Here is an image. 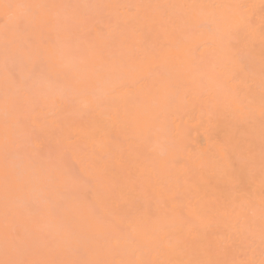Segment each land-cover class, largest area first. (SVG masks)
Returning a JSON list of instances; mask_svg holds the SVG:
<instances>
[{
	"label": "bare ground",
	"instance_id": "bare-ground-1",
	"mask_svg": "<svg viewBox=\"0 0 264 264\" xmlns=\"http://www.w3.org/2000/svg\"><path fill=\"white\" fill-rule=\"evenodd\" d=\"M89 1L4 0L54 6L74 4L42 9L33 26L27 29L29 35H25L29 38L25 39H31L28 43L32 50H44L52 80L57 78L55 83L64 80L63 86L75 91L99 89L96 96H87L95 115L86 123L59 117L42 118L47 113L45 108L34 116L29 115L34 128L38 115H42L38 122L44 121L37 125L40 129L44 126L41 130H45L42 132L47 134L46 140L49 143L57 140L56 144L69 148L67 152L74 156L72 161L77 158L78 163L73 164L80 167L88 185L91 181L90 196L86 197L85 187L84 199L69 204L65 214L67 219L70 217L65 226L75 232L72 243L78 245L82 241L80 247L87 261H97V251L93 252L81 234L93 231L97 225L87 207L95 194L103 191L106 216L113 212L114 202L132 205L134 218L118 223L125 224L135 237L148 242L147 247L155 248L158 259L154 264H186L192 260L231 264L259 260L264 214L261 160L264 127L260 105L264 91L262 0H93L90 11L83 17V7ZM237 5L244 8L238 9ZM99 8L105 9L108 20L112 18L110 29L99 19L98 23L103 22L107 31L102 25L99 27L102 31H96L99 24L96 29L86 30L84 25L88 21L97 22L94 19L102 12ZM240 11L250 19V28L236 32L232 26L239 19ZM58 13L61 18L56 16ZM68 14L72 16L69 15L70 19ZM78 18L80 23L90 19L83 25V22L77 23ZM66 20L67 23L74 21L73 25ZM4 22L0 10V38H5ZM200 22L211 24V30L200 29L197 26ZM74 24L78 25L74 29L83 25L81 34L93 32L92 38L81 35L89 39L83 41L78 36L80 31L73 35ZM68 29H72L71 34ZM24 32L27 31L9 34L8 39H22L19 42L25 43ZM66 42L71 44L72 54L78 51L85 54L62 56L60 49ZM21 57L29 59L26 51ZM205 60L215 66L202 63ZM67 62L70 74L63 76ZM202 67L206 68L200 77ZM104 73H111V80L98 78ZM220 81H226V90ZM55 83L52 87L41 85L47 92L39 87L44 93L38 92L39 96L53 93ZM52 95L46 98L51 104L56 98ZM42 98L40 103L45 101ZM185 101L190 104L188 113L183 112ZM1 102L0 111L5 114L4 100ZM5 120L6 116L0 115V145L5 144ZM8 120L10 124L16 123L11 116ZM77 144L81 145L73 152ZM177 154L187 160L185 166L177 168L171 164ZM241 155L247 161L243 167L234 163ZM58 170L46 177L48 182L52 179V185L58 186L56 177L62 179ZM6 172L10 173L13 194L22 192L14 180L13 169L0 160V180L6 177ZM36 172L43 175L40 169ZM27 173L30 176L31 172ZM48 182L46 185H50ZM38 187L41 189L42 185ZM180 215L192 217L200 224V230L189 231L180 223ZM68 237L65 231L61 233V240ZM230 237L242 249L238 256L233 255V260L227 255L226 241ZM250 240L259 242L255 257L249 248Z\"/></svg>",
	"mask_w": 264,
	"mask_h": 264
},
{
	"label": "rangeland",
	"instance_id": "rangeland-1",
	"mask_svg": "<svg viewBox=\"0 0 264 264\" xmlns=\"http://www.w3.org/2000/svg\"><path fill=\"white\" fill-rule=\"evenodd\" d=\"M92 4H93V0H90L89 2H87L85 8L83 7L82 16L87 15V13L90 11L89 9L92 6ZM70 5H71V2H70ZM71 6H75V5L72 4ZM71 9L72 8H69L68 10H71ZM99 9H101V8H99ZM102 9H101L102 12L99 11L100 13L98 15L96 13L97 18L99 17L98 19L96 18V16H94V18H96V19H94V21L97 20L96 23L93 24L92 23L93 20H92L91 21L92 25H91V23L88 21L91 18V15H88V17H90V18L86 19L88 21V24L84 25L85 23H87V21H85V23H84L83 21L85 19L81 20V23L83 22L84 28L87 27L86 30H88V31L90 29L93 30L94 27H95L94 29H96L97 24H99L98 23L99 19L104 21L106 28L111 27L112 21H110V20L112 18L109 17L110 20H108V16H107L108 13L106 14L105 13L106 11H104L105 9H103V10ZM66 10H67V8H66ZM97 11H98V9H97ZM91 12H93V11H91ZM69 15L70 14H68L67 16L69 17ZM56 16L58 18L62 17L61 13L60 14L58 13ZM70 17H72V16L70 15ZM70 17L68 19H70ZM65 19H67V17ZM67 20L65 21L66 23H67ZM73 20H71V22ZM76 21H77V23L78 22L80 23V18H78V20H76ZM108 21H110V22H108ZM73 23H74V21L72 23H67V24L73 25ZM104 23L102 22V24H104ZM102 24L100 23L98 25L96 31H99V29L101 30V28H99V27H101ZM83 25H80L81 27L79 26L80 28H76V29H74V28H75V26L78 27L77 24H74L73 28L71 26L70 28L73 29V32L74 31L76 32V33L74 32L73 35L76 36L80 30L82 31ZM87 25H90V27H92V28L88 29ZM102 27H104V25H102ZM105 27L103 28V30L105 29ZM72 29H70V30L68 29V31H70V34L72 33V31H71ZM107 29L104 31H107ZM26 31L28 32V30H26ZM81 31L78 33V36L82 37L83 35H87V36L90 35L92 38L93 32L81 34L82 32H84V31H82V32ZM88 31H85V32H88ZM27 32H24V35H23V37L25 36L24 39L29 38V37H26V35H25V34L29 35V32L28 33ZM104 33H106V32H104ZM87 36H84L85 39L82 37L83 41L87 42L89 40V39H86ZM90 36L88 38H90ZM78 39H79V37H78ZM21 40H18V41L16 40V41L19 42ZM30 40L31 39H29V40L25 39L24 41H25V43H28ZM2 43H5V38H3V37L0 38V103H2L1 101L4 100L6 91H9L10 93H14V92H16V89H17V84L15 82L12 83V81L10 82V81L6 80V74H5V70H4V56H3L4 48H2L5 45L3 44V46H2L1 45ZM19 43H21V42H19ZM19 43H16V44H19ZM25 43L22 42L19 45H23ZM24 51H26V53L28 54V50H24ZM82 53H83V51H82ZM82 53H80L78 51V53H75V55L76 54H82ZM84 54L85 53H83V55ZM72 55H74V54H72ZM240 58H242V57H240ZM20 60L22 61V65H21V63H18V62L17 63L20 65L19 66V67H21L20 69L23 70L24 69V68H22V67H24L23 63L26 62L25 60H29V59L22 58V59H19L18 61H20ZM29 62L30 61L26 62L25 65H27ZM204 62H206V60L203 61L202 63H204ZM207 64L210 65L211 67L215 66V65L211 64L210 60H207L206 65ZM206 67H208V66H206ZM206 67H202L203 69L200 70L201 71L200 77L202 76ZM211 67H209V69ZM64 68H65V72H64L63 76L65 74L69 75L70 73H69L68 62L64 65ZM217 68L218 67H215V69H217ZM18 70L19 69H17V71ZM217 71L215 70L216 73H217ZM63 76L62 77L60 76L59 78L63 79ZM215 76H218V74H215ZM55 80L53 78L52 82L54 81V83H55L56 82ZM63 81L64 80H61L60 82L55 83V85H56L54 88L55 91L52 88L53 93L51 92L49 94L50 97L52 94H53L52 96H54V98L56 97L55 99L51 98L54 100L52 102V104L50 103L51 101L49 102L48 99L46 100L47 97L49 98V96H47L49 92L46 94L45 97L43 96V98L41 96H39L40 94H42V95L44 94V93H42V91L40 92V90H43V92H47L46 91L47 89H44L46 86L44 84L45 85L44 87L39 86L41 88L38 91L40 94H37V95L30 97V98H26L27 100L24 99L20 105L19 114H21V116L18 117L19 125L15 129L16 147L14 150L16 152V161L17 162L23 161V164L19 168L13 169V172H14L15 182L18 185H20L18 187V189L22 192H18L17 194H13V191H14L13 190V183L9 179V182L7 185L8 191L6 193V180H5V178H2L0 180V258H3V248H4V243H5V231H6V224H7L13 233L18 231L20 234L18 246L21 249V258H26V259L31 258L32 260H45L46 258H48L49 261H69V259L76 258L75 261H84V259H85V261H87L86 255H85L86 253H85L83 247H80V246H82V241L79 240V242L77 243L78 245H74L72 243V239L75 237V232L72 233V230L71 229L69 230V228L65 226V224L67 225L66 222L70 221V217H68L69 219H67L66 217L68 215H65L68 213L69 205H67L66 208L63 209L65 211V213H64V211H62V214L60 216H53V215L49 214L46 207L42 208L39 212H37L36 210H34L32 207L29 206L30 202L39 201L44 196H46L48 194L49 185H46V183L49 181V179H46V177L49 175H53V172L56 169H59L57 167V165L60 163L61 156L64 157L66 163L71 168H73L74 170L79 172L80 175L82 177H84L83 174L81 173V170H79L80 167H78L79 168L78 169L77 166L75 165L78 163V162H76V159H77L76 156H75V160L72 161V157L74 159V156H72L73 153L70 154L67 152V151H69V148L64 149L63 145L61 146L59 144H56L55 143L57 141L56 139H55L56 141L52 142V143H49L48 139L46 140L45 137L47 134H44L42 132L45 130H41V129H43L44 126H42V128L40 129V127H38V125H37L39 122L41 124V121H44V120H41L38 122V119H40L42 115H38L39 118H38V116H36L38 119L35 118V120L37 119V122H35V124L37 123L36 126L38 127V128L37 127L36 128L39 130V132L36 128H34L35 127V126H33L34 123H31L30 119H32L31 118L32 116H29V115L34 116V114H36L38 111H42L45 108V110H47V113L42 118L45 117V119H46V116H48L49 118H58L59 117L61 119L67 120V121L72 120L75 122L86 123L92 115H95V113L93 112V108H92L91 103L87 100V96L85 97V99L87 100V103H88L87 108L83 107V105L79 102V98L77 97L76 94L82 93L84 91H75V90L70 89V88H65V86H63V83H64ZM220 82H221V84H220L221 87L226 90L227 89L226 81H220ZM52 85H50V87H52ZM14 87H15V89H13ZM11 89H13L14 92L11 91ZM49 91H50V89H49ZM54 92H56V95ZM19 94L23 97H26V96L28 97V94L24 93L23 91H21ZM39 97H41L43 100L45 99V101H47L45 103V105H44L45 101L43 103L41 102L42 104L40 103L41 98L39 99ZM189 109H190V104L185 101L183 112L188 113ZM23 113H26V115H24ZM40 113L42 114V112H40ZM0 115L5 116L3 111H0ZM23 116H25L24 119H23ZM53 120H55V119H53ZM14 121L16 122L15 118H14ZM249 121L251 122V120H249ZM47 124H49V123H47ZM50 128H52V126ZM50 128H49V130H50ZM32 129L37 130V132L34 135L31 134ZM52 130H54V129L52 128ZM53 132L51 131V133H53ZM57 134L58 133H56V135ZM50 135L51 134H48V136H50ZM49 139L51 141V138H49ZM262 141H264V139ZM121 142L123 144L122 139H121ZM203 143H204V141H203ZM258 143L260 145L261 141H258ZM79 145H81V144H77V145L73 146V149H72L73 152H74V148L76 146H79ZM10 147H12V146L10 145ZM60 149H62V150L60 151ZM64 153L65 154L68 153V154L65 155ZM29 158L35 159L36 163L33 166H28ZM0 160L5 164V166L7 168L11 169L10 165L5 160V144L0 145ZM73 163H75V164H73ZM39 169L41 171H43V175H41V176L37 175V172H36V170H39ZM58 171H60V169ZM27 172H31L30 176H28ZM46 172H47V175L45 174ZM84 178H86V177H84ZM51 181H52V179H51ZM50 182H48V184ZM89 183H90V185H88V183H86L87 185L85 184L84 187L81 189V192H82L81 195H83L82 199H84V194H85L83 192H87V190H88V192H87L88 194L86 193L85 195H86V197L90 196L89 192H91V191H89V189L91 190L92 184H91V181ZM40 184L42 185L41 189L38 187V185L40 186ZM50 184H52V183H50ZM85 187L87 190L84 191ZM87 198H85V200ZM82 199H80L78 201H81ZM73 204H75V203H73ZM120 204L121 203L114 202L112 205L113 206V212L110 213L109 216H106L103 220H98L94 216L95 220L97 221V225L95 226L93 231H91L89 233L85 232V233L81 234V238L83 240H85L91 246L93 252L97 251V255H96L97 261H105V262H108V264H113V262H115V264H119V262L122 260H125V261H127V260H146V261H152L155 263L158 259L157 258L158 256L155 253V248L147 247L148 242L143 241L142 239L135 237L133 231L125 228V226H124L125 224L118 223V222H121V223L128 222V220H132L134 218V212H133L134 208L132 207V205L121 204L122 205V207H121ZM6 213H7V219H6ZM64 219L66 221H64ZM13 223H15V224L13 225ZM117 224H120L123 226H120ZM70 228H71V226H70ZM64 231L66 232L67 236H69V237H68V239L61 240V238H60L61 233H63ZM135 239H137L140 244ZM130 240L133 242L130 243L129 242ZM250 241L254 242V247L258 246L259 242L256 243L254 240H250ZM250 241H249V243H250ZM133 244H136V245L133 246ZM226 244H227V255H228V258H230V260H233V255L238 256L241 253V250H242L241 246L239 245L238 241L234 237H230L229 239H227ZM63 250H64V252H62Z\"/></svg>",
	"mask_w": 264,
	"mask_h": 264
},
{
	"label": "snow or ice",
	"instance_id": "snow-or-ice-1",
	"mask_svg": "<svg viewBox=\"0 0 264 264\" xmlns=\"http://www.w3.org/2000/svg\"><path fill=\"white\" fill-rule=\"evenodd\" d=\"M52 7H73V6H54L46 4H21V3H9L0 0V10L3 12L4 24L2 26L3 33L5 35V46H4V70L6 74V80L15 82L17 84L16 92L10 93L5 92L4 97V111H5V160L10 165L12 169L19 168L23 161H16V139H15V129L19 125L18 114L20 110V105L22 101L26 98L33 97L38 94L39 86L48 84L51 85L52 77L49 72L47 62L45 59V52L43 49L36 48L31 49V45L28 43L18 46L15 40L8 39L9 34L16 35L28 28L33 26V22L36 17L40 14L42 9L52 8ZM79 7V6H76ZM238 9H243V5L235 6ZM262 9H264V0H262ZM239 19L232 26L233 30L240 32L246 28H250V19L247 15L240 11L238 13ZM202 30H211L212 25L208 22H200L197 25ZM262 32H264V25H262ZM28 50L29 63L24 66L22 71H17L19 65L17 63L18 58L22 56V52ZM73 48L70 43H65L64 47L60 49L62 56H70ZM262 88H264V60H262ZM99 79L108 81L111 80V73H104L98 77ZM123 86V81L121 82ZM23 91L28 94V97H23L19 93ZM99 89H86L82 93H77L79 102L83 107L87 108L88 103L85 99L86 96L92 95L96 96ZM261 105V117H262V127H264V91L261 93L260 99ZM14 117L16 119L15 124H10L8 117ZM36 129L31 130V134H35ZM10 145L12 147H10ZM261 160L262 165H264V141L261 145ZM246 159L243 155L237 157L234 162L239 164L241 167L246 163ZM36 163L35 159L29 158L28 166H33ZM211 163V162H209ZM171 164L174 167H183L187 164V160L176 155L173 157ZM57 167L61 170V177H56L57 185H49V192L39 201L30 202V207L39 212L42 208L47 209L49 214L53 216H60L63 209L71 204L73 201L82 199L81 189L86 183H88L84 177L80 175L79 172L71 168L65 161L64 157L61 156L60 163ZM47 175V172L45 173ZM103 174L101 170V175ZM9 172H6V193L8 191L9 182ZM227 175V173H223ZM264 194V191H262ZM104 196L103 191L97 192L95 197L90 200L87 207V211L92 216H95L98 220H103L107 215V210L104 207ZM7 219V213H6ZM180 223L186 227L189 231H199L200 224L195 223L192 217L179 216ZM20 239L19 232H12L11 229L6 224L5 231V243L3 248V258H0V264H108L105 261H47V260H29L26 258H21V249L18 246V241ZM130 243L133 241H129ZM249 248L252 252L253 257L256 255V248L254 247V242L250 241ZM115 264V262H113ZM119 264H154L152 261L146 260H122ZM186 264H216V262L211 261H199L192 260L186 262ZM227 264V262H226ZM231 264H264V214H262V224L260 230V246H259V260L248 259L243 261H233Z\"/></svg>",
	"mask_w": 264,
	"mask_h": 264
}]
</instances>
